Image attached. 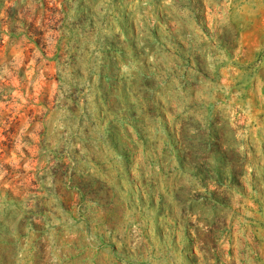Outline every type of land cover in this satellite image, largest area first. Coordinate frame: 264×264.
<instances>
[{
  "label": "rangeland",
  "instance_id": "1",
  "mask_svg": "<svg viewBox=\"0 0 264 264\" xmlns=\"http://www.w3.org/2000/svg\"><path fill=\"white\" fill-rule=\"evenodd\" d=\"M0 264H264V0H0Z\"/></svg>",
  "mask_w": 264,
  "mask_h": 264
},
{
  "label": "bare ground",
  "instance_id": "2",
  "mask_svg": "<svg viewBox=\"0 0 264 264\" xmlns=\"http://www.w3.org/2000/svg\"><path fill=\"white\" fill-rule=\"evenodd\" d=\"M229 221H233V219H228Z\"/></svg>",
  "mask_w": 264,
  "mask_h": 264
}]
</instances>
